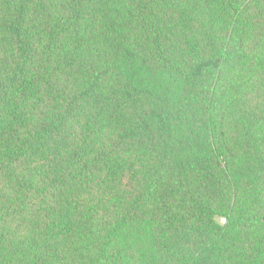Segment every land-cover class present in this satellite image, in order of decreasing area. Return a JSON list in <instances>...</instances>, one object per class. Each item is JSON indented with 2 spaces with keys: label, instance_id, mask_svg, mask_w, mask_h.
<instances>
[{
  "label": "trees",
  "instance_id": "obj_1",
  "mask_svg": "<svg viewBox=\"0 0 264 264\" xmlns=\"http://www.w3.org/2000/svg\"><path fill=\"white\" fill-rule=\"evenodd\" d=\"M0 264H264V0H0Z\"/></svg>",
  "mask_w": 264,
  "mask_h": 264
},
{
  "label": "water",
  "instance_id": "obj_2",
  "mask_svg": "<svg viewBox=\"0 0 264 264\" xmlns=\"http://www.w3.org/2000/svg\"><path fill=\"white\" fill-rule=\"evenodd\" d=\"M219 221L224 223L225 219L224 218H219Z\"/></svg>",
  "mask_w": 264,
  "mask_h": 264
}]
</instances>
